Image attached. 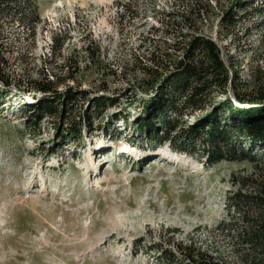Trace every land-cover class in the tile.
I'll list each match as a JSON object with an SVG mask.
<instances>
[{
	"label": "rangeland",
	"instance_id": "1",
	"mask_svg": "<svg viewBox=\"0 0 264 264\" xmlns=\"http://www.w3.org/2000/svg\"><path fill=\"white\" fill-rule=\"evenodd\" d=\"M202 1L208 17L199 21L200 32L225 57L233 56L242 78L264 75V26L254 28L264 13H245L232 38L221 35L219 26L221 12L234 3L242 2L236 9L240 14L264 0ZM38 2L42 23L37 48L18 70L21 88H32L28 81L42 73H57L64 80L69 70L73 79L60 89H85L93 97L115 98L119 105L76 138L62 136L69 121L59 116L39 123L29 117L30 107L42 105L39 93L14 90L0 107V264H158L143 246L189 237L231 258L232 244L217 227L227 218L232 175L251 174L253 165L228 161L207 166L188 154L171 155L169 145L157 146L150 132L137 133L149 97L126 64L133 53H145L147 46H140L147 30L160 24L153 14L146 16L147 2L140 16L124 25L119 24L117 0ZM150 2L157 9L173 6V0ZM60 30L68 38L65 47L43 72L42 61ZM85 41L93 45L91 59ZM121 113L127 121L119 119ZM129 147L136 157L124 152Z\"/></svg>",
	"mask_w": 264,
	"mask_h": 264
},
{
	"label": "trees",
	"instance_id": "2",
	"mask_svg": "<svg viewBox=\"0 0 264 264\" xmlns=\"http://www.w3.org/2000/svg\"><path fill=\"white\" fill-rule=\"evenodd\" d=\"M147 1L117 0L119 24L138 18L141 5ZM202 2L173 0L167 10L157 9L150 0L146 3V16L153 14L160 24L147 30L149 35L140 46H147L145 53H133L126 64L149 97L143 101L137 133L150 132L157 146L168 144L173 153L197 157L207 166L247 161L254 170L248 175H232L233 188L226 198L227 218L217 227L232 244L231 258L208 249L194 237L177 242L170 238L167 244L143 247H147L145 255L153 254L158 264H264V75L242 78L233 56L228 52L225 57L223 49L200 32L199 21L208 17ZM242 7L238 2L221 12V35L232 38L243 25L245 13L252 17L264 13V1L238 14L236 9ZM260 21L254 28L264 26V20ZM41 23L38 0H0V107L14 90L39 93L42 105L30 107L29 117L39 123L46 117L59 116L62 122L69 121L62 136L80 137L119 102L105 95L93 97L85 89L68 85L60 89L73 79L69 70L64 80L57 73H42L28 81L32 88H21L18 70H23L37 48ZM248 31L250 34L251 29ZM67 39L61 30L54 34L49 56L42 61L43 72L47 62H55ZM83 49L91 59V41H85ZM70 60H65L66 66ZM22 111L28 112L24 106ZM119 119L127 121L128 117L121 113ZM138 254L136 250L134 255Z\"/></svg>",
	"mask_w": 264,
	"mask_h": 264
},
{
	"label": "bare ground",
	"instance_id": "3",
	"mask_svg": "<svg viewBox=\"0 0 264 264\" xmlns=\"http://www.w3.org/2000/svg\"><path fill=\"white\" fill-rule=\"evenodd\" d=\"M130 149H132V148L129 147V148H128L127 150H125L124 152H125V153H129V154H128L129 156H130V155H133V156L136 157V156H137V153H136V152H132L133 150H130ZM171 155H175V153H172ZM129 156H128V157H129ZM172 159H177V157L174 156V157H172Z\"/></svg>",
	"mask_w": 264,
	"mask_h": 264
}]
</instances>
